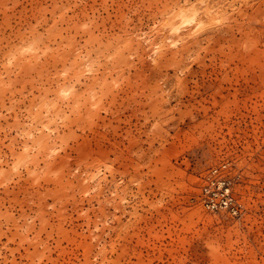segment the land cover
Wrapping results in <instances>:
<instances>
[{
    "label": "rangeland",
    "instance_id": "obj_1",
    "mask_svg": "<svg viewBox=\"0 0 264 264\" xmlns=\"http://www.w3.org/2000/svg\"><path fill=\"white\" fill-rule=\"evenodd\" d=\"M0 264H264V0H0Z\"/></svg>",
    "mask_w": 264,
    "mask_h": 264
},
{
    "label": "built area",
    "instance_id": "obj_2",
    "mask_svg": "<svg viewBox=\"0 0 264 264\" xmlns=\"http://www.w3.org/2000/svg\"><path fill=\"white\" fill-rule=\"evenodd\" d=\"M226 171V164L208 171L200 188V202L203 208L211 212L225 210L237 214L238 208L231 193L230 180Z\"/></svg>",
    "mask_w": 264,
    "mask_h": 264
}]
</instances>
